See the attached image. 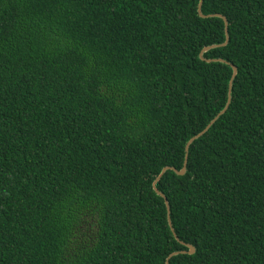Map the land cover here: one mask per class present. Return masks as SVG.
I'll return each mask as SVG.
<instances>
[{
	"label": "trees",
	"instance_id": "16d2710c",
	"mask_svg": "<svg viewBox=\"0 0 264 264\" xmlns=\"http://www.w3.org/2000/svg\"><path fill=\"white\" fill-rule=\"evenodd\" d=\"M0 0V264H264V0ZM175 234V235H174ZM191 245L195 252H188Z\"/></svg>",
	"mask_w": 264,
	"mask_h": 264
},
{
	"label": "water",
	"instance_id": "95a60500",
	"mask_svg": "<svg viewBox=\"0 0 264 264\" xmlns=\"http://www.w3.org/2000/svg\"><path fill=\"white\" fill-rule=\"evenodd\" d=\"M201 7H202V0H199V4H198V9H197V13L198 15L201 17V18H211V17H217V18H220L223 20L224 22V27H225V36H226V39H225V42L223 44H220V45H211V46H208V47H205L202 49V51L200 52L199 54V58L207 63H221V64H225V65H228L230 66V68L232 69V76H231V79L229 81V88H228V99H227V102H226V105L224 106V108L213 118V120H211V122L206 126V128L201 131L199 134H197L196 136L192 137L186 144V147H185V151H186V155H185V162H184V166L183 168L178 171L172 167H165L162 169V171L160 172V174L158 175V177L155 179V181L153 182L152 184V187H153V190L156 192V194L160 197L163 198L164 200V203H165V206L167 208V211H168V222H169V226L171 228V231L174 233V230L172 228V224H171V220H170V207H169V203L167 201V199L165 198V196L159 192L157 190V184L158 182L160 181V179L162 178V176L167 172V171H173L177 176H184L186 174V165H187V158H188V150H189V147L190 145L197 139H199L200 137H202L211 127L212 125H214V123L222 116L225 114V112L227 111L230 103H231V99H232V85H233V81L235 79V77L237 76V68L231 64H229L227 61L223 60V59H205L203 57V55L213 49H217V48H220V47H225L228 43V21L225 17H223L222 15H219V14H216V15H208V16H205L202 14V11H201ZM175 235V234H174ZM185 247H187L189 250L188 252H181V253H186V254H189V255H192L194 254L195 250L194 248L191 246V245H186L184 243H182ZM177 254L179 253H173L171 256H169V258L167 259L166 261V264H168V261L169 259L172 257V256H176Z\"/></svg>",
	"mask_w": 264,
	"mask_h": 264
}]
</instances>
